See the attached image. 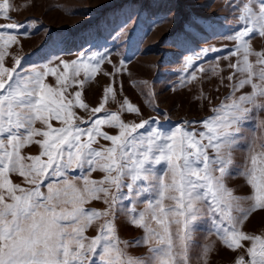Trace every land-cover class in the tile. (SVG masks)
<instances>
[{"label": "snow or ice", "instance_id": "obj_1", "mask_svg": "<svg viewBox=\"0 0 264 264\" xmlns=\"http://www.w3.org/2000/svg\"><path fill=\"white\" fill-rule=\"evenodd\" d=\"M233 7L239 29L226 39L235 42L230 56L237 60L229 64L234 71L227 79L234 81L237 73L239 79L211 116L168 131L151 127V119L125 122L124 111L140 115L127 98L119 112L102 117L96 114L104 103L89 108L83 88L101 71L106 53L25 67L24 58L10 52L24 25L0 24V264H192L195 235L206 222L229 250L248 242V259L237 257L234 264H264V235L243 230L252 213L264 210V137L253 141L242 165L234 159L242 125L264 111V49L252 46L256 36L264 38V0H238ZM11 10V0H0V16L11 20ZM208 51L217 49L186 57L185 70ZM9 56L11 67L5 63ZM196 79L193 72L186 82ZM246 87L251 91L244 92ZM104 92L105 99H115L111 85ZM76 109L91 115L85 119ZM31 145L39 147L38 154L25 155ZM94 172L103 175L94 179ZM236 176L245 178L251 195H236L229 187ZM93 201L105 208L86 207ZM120 215L143 237L122 240ZM97 223L96 235L88 236ZM130 245L147 246L148 255H130ZM213 249L202 246L199 264H207Z\"/></svg>", "mask_w": 264, "mask_h": 264}, {"label": "rangeland", "instance_id": "obj_2", "mask_svg": "<svg viewBox=\"0 0 264 264\" xmlns=\"http://www.w3.org/2000/svg\"><path fill=\"white\" fill-rule=\"evenodd\" d=\"M237 2L238 0H11V20L0 16V24L16 22L24 25L16 30L19 43L12 45L10 52L14 56L23 57L25 67L39 66L50 61L55 66L59 63L57 58L71 61L81 53H106L107 60L101 66V71L88 80L83 88V99L89 108L104 103L103 111L96 114L97 117H102L105 113L119 112L120 105L127 98L139 108L140 115L124 111L121 118L125 122L139 123L141 120L151 119L155 121L151 127L159 126L161 130L168 131L185 120L201 121L211 116V109L219 106L230 95V85L239 79L238 73L234 81L227 79L234 71L229 64L236 63L237 60V57L230 56L235 42L226 39L239 29L236 21L238 12L233 7ZM30 21L36 22L34 27H29ZM252 46L255 50L264 49V38L256 36L252 40ZM209 48H216L217 51L201 55L191 68L185 70L186 57L195 56ZM5 63L11 67L12 57H6ZM217 65L218 74L214 75L212 69ZM201 67L205 69L204 72L199 71ZM105 72L111 75H105ZM193 72L197 79L186 82ZM80 79H84L83 73ZM47 81L55 84L52 76ZM110 85L115 90V99L111 94L105 99L104 90ZM74 90L75 88L70 89ZM243 91L250 92L251 89L246 87ZM76 111L85 119L91 115L80 109ZM261 121H264V111L254 112L251 119L242 125L241 140L234 152L237 165L245 162L253 141L259 142V138L264 137ZM37 127L40 125L37 124ZM102 127L109 134H116V129ZM100 143L108 145L110 142L101 140ZM38 152L37 145L24 149L25 155H35ZM102 175L94 172L92 178L99 179ZM12 179L15 183H22L18 176H13ZM228 184L235 189L236 195L248 196L252 193L243 177L230 178ZM127 203L126 201L125 204ZM86 207L102 210L105 205L100 201H93ZM142 207V204L138 205V208ZM98 223L88 231V236L96 235ZM117 223L122 240L135 241L143 237V231L129 225L124 215L119 216ZM243 230L253 235H264V210L252 213ZM195 240L192 264H199L196 257L201 253L203 245H214L207 264H234L240 256L248 259V242H244L245 248L229 250L210 232L208 222L201 226ZM128 253L134 257H145L148 255V247L130 245Z\"/></svg>", "mask_w": 264, "mask_h": 264}]
</instances>
